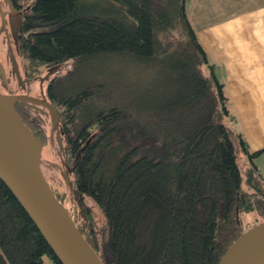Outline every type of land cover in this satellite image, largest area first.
Returning a JSON list of instances; mask_svg holds the SVG:
<instances>
[{
	"label": "trees",
	"instance_id": "trees-1",
	"mask_svg": "<svg viewBox=\"0 0 264 264\" xmlns=\"http://www.w3.org/2000/svg\"><path fill=\"white\" fill-rule=\"evenodd\" d=\"M187 2L33 0L19 37L26 75L56 65L45 93L64 122L65 161L73 165L82 148L70 179L87 218L75 201L69 210L106 264H218L247 230L242 213L257 208L264 216L262 181H254L260 169L247 174L253 189L244 188L223 121L229 96ZM107 56L123 64L106 90L105 73L86 66ZM130 64L143 68L138 80ZM236 136L251 157L264 151H249ZM56 170L54 191L70 202ZM47 257L62 264L0 178V264Z\"/></svg>",
	"mask_w": 264,
	"mask_h": 264
},
{
	"label": "water",
	"instance_id": "water-1",
	"mask_svg": "<svg viewBox=\"0 0 264 264\" xmlns=\"http://www.w3.org/2000/svg\"><path fill=\"white\" fill-rule=\"evenodd\" d=\"M10 55L15 60L12 46ZM55 67H51L52 72ZM0 75L6 84V70L1 60ZM46 77L40 78L42 80ZM18 100L37 102L48 108L51 132L58 127V139L63 149L60 114L53 102L43 93L41 96H33L0 91V178L34 220L62 264H106L66 204L55 194L44 170V143L16 108ZM81 149L75 157L76 161ZM78 206L79 213L86 219L80 199ZM218 264H264V220L244 231L227 248Z\"/></svg>",
	"mask_w": 264,
	"mask_h": 264
},
{
	"label": "crops",
	"instance_id": "crops-1",
	"mask_svg": "<svg viewBox=\"0 0 264 264\" xmlns=\"http://www.w3.org/2000/svg\"><path fill=\"white\" fill-rule=\"evenodd\" d=\"M199 10L217 15L207 25H196ZM187 11L225 83L237 126L240 120L243 131L235 132L252 145L253 136L264 137V0H188ZM220 50L227 61L216 55ZM254 146L262 149L264 142Z\"/></svg>",
	"mask_w": 264,
	"mask_h": 264
},
{
	"label": "flooded vegetation",
	"instance_id": "flooded-vegetation-1",
	"mask_svg": "<svg viewBox=\"0 0 264 264\" xmlns=\"http://www.w3.org/2000/svg\"><path fill=\"white\" fill-rule=\"evenodd\" d=\"M32 1L33 0H0V49H7L5 53L0 52V59L4 64L7 76V83L4 84L0 75V91L2 92L24 93L27 95L31 94L40 96V94L45 93L44 82L51 77L50 76L49 78L42 80H40V78L30 80L29 78H34L36 75H26L24 73V69L20 63L21 61L18 60L19 57H17L16 54L19 45V37L28 32V30L25 29V23L27 17L32 14ZM10 46L13 47L15 60L10 55ZM18 71L20 73H18ZM15 106L24 117L25 121H27V119L30 120L31 122L37 124V128L40 133L48 134V144H53L50 145V147L56 150L55 153L59 157V162L52 160L51 158L44 157V170L46 173L47 171H49V168H54V170H61V174L63 176V178L61 177V184L65 187L68 186L67 188H69L70 202L73 203L75 201L77 203L75 194L71 191L72 182L70 176L66 175V173H68L69 175L72 174V171L74 170L73 166L76 165V159L73 165L64 161V155L66 154L64 142L67 138L62 117L60 119L61 124L59 128L61 137L63 139L64 150L61 149V144L59 143L60 141L58 139V127L54 129L53 133L51 132V116L49 114L48 108L45 105L33 101L25 102L18 100L16 101ZM50 177H52L51 174ZM65 182L67 183V185Z\"/></svg>",
	"mask_w": 264,
	"mask_h": 264
},
{
	"label": "rangeland",
	"instance_id": "rangeland-1",
	"mask_svg": "<svg viewBox=\"0 0 264 264\" xmlns=\"http://www.w3.org/2000/svg\"><path fill=\"white\" fill-rule=\"evenodd\" d=\"M215 15H217V14H213V13H210V12L199 10L197 12V16L200 17V18L196 19V20H193V21H194V23L196 25H200V26L207 25V24H209L211 22L212 18ZM196 31L198 33L197 29H196ZM6 51H7L6 48L5 49H0L1 53H5ZM220 52H221V50L218 51L216 53V55L219 58L221 57V58L226 59L225 53H220ZM1 53H0V56H1ZM18 60L20 61V59H18ZM227 60L228 59H226V61ZM78 64H79V68H80V66L83 65L81 60L79 61ZM78 64H76V68H77ZM122 64H123V62L120 63L119 60L116 59L115 57L107 56V57H104L102 59L90 62L86 67L90 66L93 69L94 72H101L102 71V72L105 73L104 75L99 74V76L100 77L103 76L101 79H102L103 82L106 83V90H107L110 87V83H112V81L114 79V75L118 74L119 72H122ZM130 65H131V67H127L128 70H129L128 75L130 76V79L138 80L139 78H141L142 77L143 68L140 65H138V64H130ZM21 66H22V63H21ZM47 71H48V69H47V67H45L41 74L44 75L45 73H47ZM223 121L229 127V129H230V131L232 133V136L236 140V155H237L238 164H239V166L241 168L242 175H243V187L248 189V190H252L253 189L252 187L249 186L250 183L248 184L247 174H248L249 171L253 170L255 165H257V166L260 167L261 174L257 173L259 175L257 176V178L254 179V181L256 182L257 179L259 181L261 180L262 182H260V183H261V185L263 186V189H264V151H262L260 154H258L256 156H252L251 157L249 155V152L245 151L242 148L241 144L238 143L235 131H238V130L239 131H243V128H242V126L240 124V120L239 119H236V122L238 123V126L236 125L232 112H231V116H229V117L225 116L223 118ZM263 142H264V137L253 136L252 137V145H248L249 151H252V152L255 151V150H253V149H255L254 145L260 144V143H263ZM250 146H251L252 149H250ZM55 152H56V150L52 149V147H50V145L48 143H46V145H45V147L43 149V154H42L43 155V160H44V157H45V158H51L52 160H55V161L59 162V157L57 156V154ZM52 170H53L54 173L52 172ZM46 174H47L48 178L51 180L52 186H54V187L57 186L58 183L56 181H53L54 175H56V176L58 175L57 170L56 169L54 170V168L53 169L49 168V171H47ZM50 174H51L52 177H50ZM64 188H66L68 190L67 187L64 186ZM64 201H65L64 203L66 204V206L67 205L69 206V207L67 206L68 209L72 210L75 207V203L74 202L71 203V202H68L66 200H64ZM242 219H243V224L245 225L246 229H249L252 226L262 222L264 220V216H263L261 210L256 208L253 212L242 213ZM49 260L50 259L47 257L44 264H54L52 261H49Z\"/></svg>",
	"mask_w": 264,
	"mask_h": 264
}]
</instances>
